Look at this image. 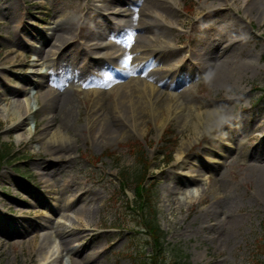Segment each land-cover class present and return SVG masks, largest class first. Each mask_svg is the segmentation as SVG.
<instances>
[{"label": "rangeland", "instance_id": "obj_1", "mask_svg": "<svg viewBox=\"0 0 264 264\" xmlns=\"http://www.w3.org/2000/svg\"><path fill=\"white\" fill-rule=\"evenodd\" d=\"M143 4L165 22L140 29L158 22ZM67 16L76 26L63 35L74 38L52 47ZM84 43L108 47L87 52ZM211 46L221 55L202 60ZM220 62L232 70L218 80L206 64ZM129 81L144 95L131 105L119 99ZM19 105L26 119L13 123ZM165 130L176 140L167 162ZM0 144L13 151L0 166V264H41L47 238L55 264H145L151 248L127 206L133 194L118 186L120 170L139 166L137 153L158 184L169 259L263 264L264 12L247 0L164 9L156 0H0ZM197 169L208 175L195 186L200 196L178 204L184 175Z\"/></svg>", "mask_w": 264, "mask_h": 264}, {"label": "bare ground", "instance_id": "obj_2", "mask_svg": "<svg viewBox=\"0 0 264 264\" xmlns=\"http://www.w3.org/2000/svg\"><path fill=\"white\" fill-rule=\"evenodd\" d=\"M174 1L175 0H156L158 5L162 6L163 9L165 7H168L171 4H174ZM132 2L136 3L137 1H132ZM139 2H141V1H139ZM247 2L250 4L251 7L252 6L253 7L256 6L257 12L260 11V13L263 14V12H264V1H262V0H247ZM139 11H140L141 14H147V15L151 16L152 18L156 17V19L158 21V22H155L156 21L155 19L152 20L151 22L146 21L144 23L142 21H138V22H140L138 27L140 29H143V31L147 30L149 28L152 29L155 24L161 26L162 23L165 22L163 20V13L159 12L160 10L159 11L156 10V8H155V6L153 4H151V5L143 4L142 7L139 9ZM119 13H121V12H119ZM73 20L74 19H70L67 16L66 19H64L63 21H60V23H57V25H56L57 29H56V35H55L57 37L56 38V43L53 44L52 47H55L56 45H57V47H58V45L59 46L63 45V42H67L69 39L74 38V36H72V35L71 36L70 35H68V36L67 35H63V33L65 34V31L67 33L68 28H69V30H72V28H74V26H76L75 22ZM99 20H101V21L103 20L104 21V18H102V16H100ZM128 21L129 20L127 18H122V19L118 20L117 23L120 26H122V25L126 26V24H127L126 22H128ZM107 27H109V25ZM119 32L120 31H117V33H119ZM139 36H142V35H139ZM147 37L152 39V36L147 35ZM85 46L87 47V50H88L87 52L91 51V49H93V48L106 49L108 47L107 45H102V44L101 45L99 44V45L96 46L94 44L92 45V43H87V44H85ZM213 47H216V46H213ZM162 50L163 49L160 48V47L157 48V51L160 52V53L162 52ZM157 51H156V53H157ZM213 51L219 53L217 51V49H213ZM209 56H210V54L204 56V59H202V60L205 61V57H209ZM134 59H139V61H138V64H139L143 60H145V56H139V57H136ZM202 63H204V62H202ZM213 64H208L207 63L206 65L209 66L210 68L211 67L214 68V70H213V72L215 73L214 77H215V79L217 78L218 80L222 77L223 73L231 72V70H232V68H230V69L227 68V66H226V64L224 62H220L219 64H215V63H213ZM121 87H122V85H121ZM17 92H19V91H17ZM121 92H122V94H121V96H119V99H122L121 101H123L124 103L128 102L129 105H131V103H132L131 102L132 98H134L136 96L137 97H143L144 96L143 93H141L140 90L137 89L136 84H132L131 81H129V82H127V83H125L123 85V90ZM20 107L23 109L22 113H18V110H19L18 108H20ZM25 112H27V109L23 105L17 106V111H16V108H12L11 112H10V114H11V118L10 119L13 121V123L14 122L17 123L18 121H24L26 119V115H27V114H25ZM10 114H7L6 116H2V117L7 119L10 116ZM32 130H33V128H32V126H30L27 129L26 133H22L21 135H19L20 136L19 138L20 139H25V140L29 139L30 134L32 133ZM62 137H63V135H58L56 137L55 136H51L50 141L51 140L52 141H56V138H62ZM198 175H200L197 178L199 183H204V181L208 178L207 172L200 173ZM196 185H198V184L189 185L190 187L186 186L181 191V193H180L181 195L179 197L175 198L176 202L178 204L187 205L188 202L192 201L194 198H198L200 196V193L198 192L199 189L195 187ZM192 187H193V189H192ZM43 244L44 245H43L42 249L39 252L40 260H42L40 263L41 264L42 263L43 264H55L57 259L53 258L52 257L53 255H51L52 253L56 252V249H57V245L55 244V239L48 240V238H47V241L45 239V242ZM49 252H52V253H49Z\"/></svg>", "mask_w": 264, "mask_h": 264}, {"label": "trees", "instance_id": "obj_3", "mask_svg": "<svg viewBox=\"0 0 264 264\" xmlns=\"http://www.w3.org/2000/svg\"><path fill=\"white\" fill-rule=\"evenodd\" d=\"M0 157H3V153L0 152ZM145 175L143 172H140L139 175L135 178V185H136V192L135 195L137 196V207L145 206L146 210L151 215V218H147L145 215L143 217V224L145 229L147 230L149 234V238L151 239V245L152 249L155 250L154 255L150 256V264H166L165 261L161 258H158L157 252H160L163 254V239H162V231L158 227L156 223V217H155V193L152 191V186H143L140 185L141 182L145 179ZM142 180V181H141Z\"/></svg>", "mask_w": 264, "mask_h": 264}, {"label": "snow or ice", "instance_id": "obj_4", "mask_svg": "<svg viewBox=\"0 0 264 264\" xmlns=\"http://www.w3.org/2000/svg\"><path fill=\"white\" fill-rule=\"evenodd\" d=\"M128 59L130 60V59H131V57H128Z\"/></svg>", "mask_w": 264, "mask_h": 264}]
</instances>
